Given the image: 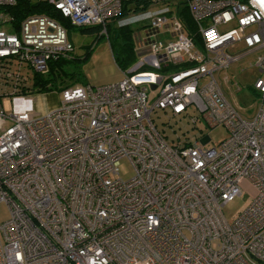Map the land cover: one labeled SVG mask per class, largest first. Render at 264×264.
<instances>
[{"label":"built area","instance_id":"obj_1","mask_svg":"<svg viewBox=\"0 0 264 264\" xmlns=\"http://www.w3.org/2000/svg\"><path fill=\"white\" fill-rule=\"evenodd\" d=\"M30 1L99 34L125 3L146 7L115 21L137 36L120 81L66 86L59 108L40 117L5 112L0 95V202L9 213L0 264H264V0ZM15 3L0 0V86L9 95L27 75L7 64L44 74L73 51L46 14L14 26ZM161 29L165 43L156 40ZM251 53L259 77L244 114L219 74ZM156 110L223 125L226 136L213 146L170 143L153 124ZM122 159L133 168L127 179ZM243 181L254 192L228 221L222 209L245 192Z\"/></svg>","mask_w":264,"mask_h":264},{"label":"rangeland","instance_id":"obj_2","mask_svg":"<svg viewBox=\"0 0 264 264\" xmlns=\"http://www.w3.org/2000/svg\"><path fill=\"white\" fill-rule=\"evenodd\" d=\"M132 3H129L131 5ZM140 37L144 39L145 29L139 27ZM97 29L79 30L78 27L71 28L67 33L68 40L73 45L72 55L81 58L89 48V55L85 59H79L64 65V70L73 73L74 80L80 79L81 84H88L91 86L106 85L116 83L123 78L122 70L126 65L119 67L113 59L110 42L114 49L115 45L113 35L102 34ZM137 36L132 35L131 41L135 45ZM171 39L170 34L161 29L156 35V40L165 43ZM256 54H248L239 59L237 62L230 64V66L221 72L229 77L228 83L221 84V88L228 100H230L236 107L240 108L244 114L252 112L255 106V95L252 92V84L259 77L257 67L254 65ZM9 71L22 76L31 75V71L25 65H18L17 63H9ZM68 82L73 79H67ZM234 83H237L239 90L236 91ZM12 91L11 86L5 89L0 86L1 103L3 109L7 113L12 114H29L32 117H40L48 112H51L60 106V92L57 89L48 91L31 92L25 94L9 95ZM189 115L196 116L195 111L189 110ZM151 119L156 129L163 135L170 143L193 141L195 139L201 140L205 146H213L222 141L226 136V128L223 125H218L213 128L207 127L204 123L198 120L192 125L188 118L174 117L167 110H156L151 114ZM207 136V137H206ZM120 175L127 179L133 174V168L126 159L121 160ZM243 192L229 201L222 209L224 217L228 221H232L237 214L245 208L249 201V195H252L254 190L247 181L241 183ZM9 216L7 206L4 202H0V222L5 221Z\"/></svg>","mask_w":264,"mask_h":264},{"label":"trees","instance_id":"obj_3","mask_svg":"<svg viewBox=\"0 0 264 264\" xmlns=\"http://www.w3.org/2000/svg\"><path fill=\"white\" fill-rule=\"evenodd\" d=\"M132 3L133 5H129ZM146 6H138L136 2H127L123 5L121 13L111 22H108L106 25V35L109 34L113 35V40L115 41V45L119 42L118 40H123L122 43H118L116 49H114L112 42H110V47L113 55V59L115 60L116 64L121 67L122 65L128 66L131 64L134 59L135 55L133 52V44L131 41V37L133 35V29L130 26H116L115 21L118 18H121L125 15H128L130 11H137L138 9H143ZM11 16L13 17V25L17 26L18 23L27 15L34 14V13H41L46 14L54 19H56L62 26L65 28L66 33L73 28L69 22V20L63 17L53 6L48 5L46 3L41 2H33L30 0H16V3L13 6L7 8ZM185 12V11H184ZM185 22L190 26V18L187 13H184ZM79 30H90V29H97L100 30L101 27L93 26V27H78ZM102 36V34H99ZM89 48L87 47L86 51L84 52L81 58L73 56L72 52L69 53L67 57H59L57 59H52L48 62V70L44 74L34 73L32 72L31 75H27L26 85L21 86L20 90H18L17 94H25L31 92H40V91H48L51 89L60 90L66 86L74 85V84H81L79 82L80 79H75L73 73L65 71L64 65L66 63H71L73 61H77L79 59H85L87 55H89ZM73 79V81L68 82L67 79Z\"/></svg>","mask_w":264,"mask_h":264},{"label":"water","instance_id":"obj_4","mask_svg":"<svg viewBox=\"0 0 264 264\" xmlns=\"http://www.w3.org/2000/svg\"><path fill=\"white\" fill-rule=\"evenodd\" d=\"M153 87V86H152Z\"/></svg>","mask_w":264,"mask_h":264}]
</instances>
